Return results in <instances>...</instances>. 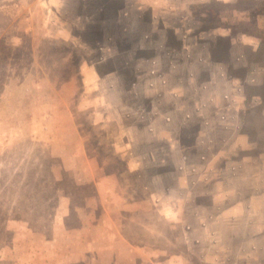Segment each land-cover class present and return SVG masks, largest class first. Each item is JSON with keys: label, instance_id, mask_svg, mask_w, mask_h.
Here are the masks:
<instances>
[{"label": "rangeland", "instance_id": "rangeland-1", "mask_svg": "<svg viewBox=\"0 0 264 264\" xmlns=\"http://www.w3.org/2000/svg\"><path fill=\"white\" fill-rule=\"evenodd\" d=\"M0 264H264V0H0Z\"/></svg>", "mask_w": 264, "mask_h": 264}, {"label": "crops", "instance_id": "crops-1", "mask_svg": "<svg viewBox=\"0 0 264 264\" xmlns=\"http://www.w3.org/2000/svg\"><path fill=\"white\" fill-rule=\"evenodd\" d=\"M261 84V83H260Z\"/></svg>", "mask_w": 264, "mask_h": 264}]
</instances>
